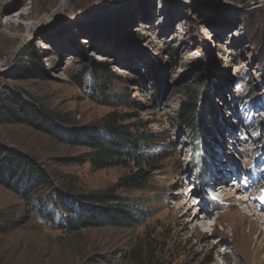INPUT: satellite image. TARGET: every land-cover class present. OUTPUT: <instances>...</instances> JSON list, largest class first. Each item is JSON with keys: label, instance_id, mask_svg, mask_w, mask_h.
<instances>
[{"label": "rangeland", "instance_id": "374dc122", "mask_svg": "<svg viewBox=\"0 0 264 264\" xmlns=\"http://www.w3.org/2000/svg\"><path fill=\"white\" fill-rule=\"evenodd\" d=\"M10 24L15 40L5 37ZM94 63L120 78L108 93L128 94L140 111L91 100ZM10 93L52 124L0 122V148L27 156L45 180L26 202L0 185L9 229L0 264H253L245 254L255 244L264 256L255 220L264 217V0H0V98ZM189 97L199 135L177 120ZM111 112L137 113L123 124L154 137L151 161L96 170L89 151L71 145L70 134L98 129ZM136 172L141 188H118ZM55 191L110 192L147 214L134 228L68 231L61 213L46 223L31 208ZM249 210L254 217L240 216Z\"/></svg>", "mask_w": 264, "mask_h": 264}, {"label": "trees", "instance_id": "16d2710c", "mask_svg": "<svg viewBox=\"0 0 264 264\" xmlns=\"http://www.w3.org/2000/svg\"><path fill=\"white\" fill-rule=\"evenodd\" d=\"M89 75L91 100L104 107H122L128 111H140L141 105L131 99L128 94L110 95L108 93L109 82L120 81V78L113 75L106 64L94 63ZM14 105L19 109L18 112L10 107ZM197 113L198 103L193 97L184 100L177 111L179 124L194 135H199L197 119L200 116ZM136 116L137 113L120 115L111 112L102 119L101 127L78 132L75 135L70 134L69 141L72 146L89 151L86 155L87 160L96 170L129 165L137 168L144 162L152 160L151 156L144 153V149L151 148L154 137L141 129L133 130L136 127L133 124H123ZM0 122L26 124L38 130H48L49 125L52 124L45 114L25 104L12 93L5 98H0ZM144 177L141 172L122 177L119 179L118 188H141ZM36 182L38 187L45 186L41 169L35 167L27 156L0 148L1 186L19 195L26 202L33 194ZM54 195V199L52 195L40 201L32 199L31 208L35 215L46 223L55 222L53 213H61L63 221L59 223V226L68 231L106 226L134 228L139 223V214L144 216L147 214L142 211L137 200L132 201L110 192L68 197L62 192L55 191ZM13 225L14 223L11 224ZM7 230L9 229L5 225L0 224V234Z\"/></svg>", "mask_w": 264, "mask_h": 264}, {"label": "bare ground", "instance_id": "6f19581e", "mask_svg": "<svg viewBox=\"0 0 264 264\" xmlns=\"http://www.w3.org/2000/svg\"><path fill=\"white\" fill-rule=\"evenodd\" d=\"M10 29L12 30V31H14L15 32V34L14 35H7V34H5V37H6V39H9V40H15V39H17L18 38V35H17V32H16V29L17 28H14L13 27V25H11L10 24ZM222 189V191H225V189H223V188H221L220 187V190ZM191 193H192V191H191ZM231 196V194L229 195V197ZM264 202V201H263ZM263 202L261 203V206L263 205ZM196 202H194V204H195ZM200 204V203H199ZM257 207V206H256ZM264 207V206H263ZM191 212V211H190ZM249 213H241L240 214V216L242 215L243 216V218L245 219L246 217H254L255 216V213H253L251 210H249L248 211ZM259 219H261L262 220V224H264V217L262 218V216L260 215H257V216H255V220L256 221H258ZM206 220V217H205V219H202L201 220V222H202V225H204L205 224V221ZM242 220V219H241ZM196 221H199V215L198 214H195L193 217H192V219H191V223L192 222H196ZM233 225V224H232ZM231 225V226H232ZM249 225H250V223H249ZM234 226H236L235 224H234ZM238 226V225H237ZM243 226V225H242ZM245 226H243V228H244ZM233 228V227H232ZM200 229V226L199 225H196L195 226V231L196 232H198V230ZM235 229V228H234ZM238 229V228H237ZM236 230V229H235ZM239 230V229H238ZM234 231V230H233ZM236 232V231H235ZM243 232H244V229H243ZM242 232V233H243ZM250 234H251V230L249 229L248 230V232H247V235L245 236V243L243 242V243H239L238 244V246L239 247H243V248H247V245H249V244H251V242H252V237L250 236ZM237 235V234H236ZM245 235V234H244ZM244 237V236H243ZM242 240V239H241ZM254 242V241H253ZM247 251V250H246ZM263 251V247L262 246H259V247H257V244H255V245H253V249H250L249 250V252L247 251L246 253L247 254H245V259L246 260H252V263L253 264H264V256L262 257H259V255L261 254V252ZM263 255V254H262Z\"/></svg>", "mask_w": 264, "mask_h": 264}]
</instances>
